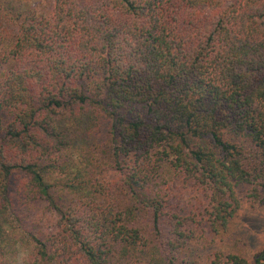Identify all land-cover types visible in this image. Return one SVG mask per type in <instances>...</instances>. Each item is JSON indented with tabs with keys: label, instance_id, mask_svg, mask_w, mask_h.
<instances>
[{
	"label": "trees",
	"instance_id": "1",
	"mask_svg": "<svg viewBox=\"0 0 264 264\" xmlns=\"http://www.w3.org/2000/svg\"><path fill=\"white\" fill-rule=\"evenodd\" d=\"M44 2L0 0V264H21L8 212L23 264H201L196 231L227 230L240 188L264 204V0ZM88 113L112 144L94 177L63 132Z\"/></svg>",
	"mask_w": 264,
	"mask_h": 264
},
{
	"label": "rangeland",
	"instance_id": "2",
	"mask_svg": "<svg viewBox=\"0 0 264 264\" xmlns=\"http://www.w3.org/2000/svg\"><path fill=\"white\" fill-rule=\"evenodd\" d=\"M42 1L45 3L44 0H9V4L10 7L15 8V11L25 12L37 3L41 4ZM45 6L47 7L48 4L45 3ZM89 115L91 119L87 117L81 120L78 117H70L72 122L67 125L66 131L63 132L66 134L65 142L68 149L76 154L74 160L78 165V169L88 166L90 176L94 177V173H101L104 164L110 159L112 144L109 141L110 135L106 133L107 127L105 125L99 126L95 117L92 114ZM100 161L104 164L98 166ZM74 174L73 171L70 175L59 173L53 175L51 183L54 184L52 189L55 191L56 197L58 196V193H56L58 188L61 189L65 181L72 179ZM19 181H22V178L15 175L13 182L19 183ZM246 194L245 189L240 188V206L230 218L227 230L218 232L214 236L203 232L201 234L200 230L196 231L197 236L195 234L196 237L191 242V249L189 250L192 256L197 258L201 264H211L217 253H234L253 259L263 249L264 204L246 196ZM65 197V195L62 196V198ZM32 205L30 212L40 213L46 219L44 221V233L53 231L56 223L54 212H51L41 201ZM8 213L9 215L3 217L9 220L12 228H14L11 231L8 230V235H6L11 243L14 242L7 250L9 260H11V263L19 262L23 264V261L29 257L30 252L35 251L34 244L31 242L33 238L22 228L18 222L19 219L16 218L18 221L14 220V218H11V212Z\"/></svg>",
	"mask_w": 264,
	"mask_h": 264
}]
</instances>
